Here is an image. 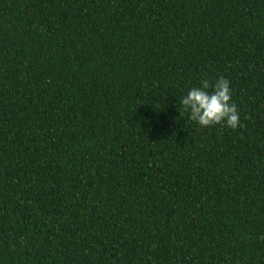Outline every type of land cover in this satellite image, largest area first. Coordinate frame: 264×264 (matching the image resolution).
Masks as SVG:
<instances>
[{"label": "trees", "instance_id": "16d2710c", "mask_svg": "<svg viewBox=\"0 0 264 264\" xmlns=\"http://www.w3.org/2000/svg\"><path fill=\"white\" fill-rule=\"evenodd\" d=\"M0 264H264V0H0Z\"/></svg>", "mask_w": 264, "mask_h": 264}, {"label": "clouds", "instance_id": "9594fccd", "mask_svg": "<svg viewBox=\"0 0 264 264\" xmlns=\"http://www.w3.org/2000/svg\"><path fill=\"white\" fill-rule=\"evenodd\" d=\"M201 84L180 100V106L190 111V119L204 128L220 124L232 129L241 127L237 105L232 102L230 81L220 77L215 84L207 79Z\"/></svg>", "mask_w": 264, "mask_h": 264}]
</instances>
